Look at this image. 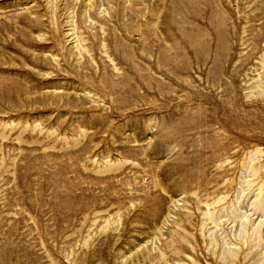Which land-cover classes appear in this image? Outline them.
<instances>
[{
	"label": "rangeland",
	"instance_id": "1",
	"mask_svg": "<svg viewBox=\"0 0 264 264\" xmlns=\"http://www.w3.org/2000/svg\"><path fill=\"white\" fill-rule=\"evenodd\" d=\"M0 264H264V0H0Z\"/></svg>",
	"mask_w": 264,
	"mask_h": 264
}]
</instances>
